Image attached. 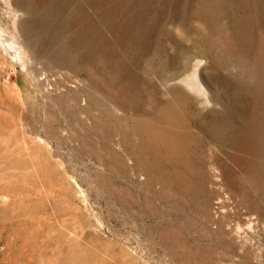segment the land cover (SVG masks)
<instances>
[{
	"label": "rangeland",
	"instance_id": "374dc122",
	"mask_svg": "<svg viewBox=\"0 0 264 264\" xmlns=\"http://www.w3.org/2000/svg\"><path fill=\"white\" fill-rule=\"evenodd\" d=\"M0 264H264V0H0Z\"/></svg>",
	"mask_w": 264,
	"mask_h": 264
}]
</instances>
